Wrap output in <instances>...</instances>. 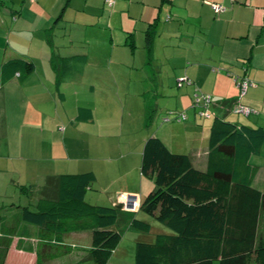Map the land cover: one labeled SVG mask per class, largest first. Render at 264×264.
Here are the masks:
<instances>
[{"label": "crops", "instance_id": "obj_1", "mask_svg": "<svg viewBox=\"0 0 264 264\" xmlns=\"http://www.w3.org/2000/svg\"><path fill=\"white\" fill-rule=\"evenodd\" d=\"M6 2L0 0V44L7 36L11 48L0 50V68L5 60L23 58L34 64L35 71L0 88V184L8 186L9 178L19 183L25 180L19 186L31 182L39 190L47 177L92 173L96 178L93 188L105 197V202L100 199L95 205L129 212L123 210L119 198L135 196L139 208L133 213L149 223L151 230L142 234L126 227L115 253L128 234L152 243L156 235L169 233L140 211L154 189V183L141 174L147 139H161L172 153L188 155L196 170H206L212 118H201L191 109L195 94L210 96L211 110L224 121L264 128V0H111V5L106 0H9L10 8ZM129 2L142 4L148 15L144 8L133 14ZM211 4H219L225 11L215 13ZM107 6L120 18L114 29L133 31L136 40L140 39L141 52L133 57L130 73L124 71L129 66L122 62L112 65V60L92 66L95 73L87 70L92 51L88 28L102 38ZM75 27L83 30L81 35L73 32ZM148 32H153L150 55L145 48ZM61 35L68 43L59 41ZM12 37L20 40L18 50L11 45ZM159 66L165 69H153ZM156 74L175 83L169 80L168 86H144L155 82ZM132 80L136 103L130 112L125 115L126 104L123 110L121 105L107 109L106 101L113 100L108 84ZM238 82L251 85L242 98L237 96ZM74 95L82 97L81 105L72 99ZM162 96L175 98L172 111L184 112L188 120L176 126L161 122L146 129L149 99ZM223 101L230 104L220 111L218 104ZM237 102L253 112L244 115L246 118L235 115ZM261 170L258 167L254 181ZM10 227L18 230L4 264H36L38 250L45 257L43 264L89 260L90 230L64 235L62 245L71 251L57 256L53 242L38 239L36 227L18 223ZM3 228L0 238L8 234V228ZM73 255L75 262L60 261ZM128 258L133 259L128 264H134V247Z\"/></svg>", "mask_w": 264, "mask_h": 264}, {"label": "trees", "instance_id": "obj_2", "mask_svg": "<svg viewBox=\"0 0 264 264\" xmlns=\"http://www.w3.org/2000/svg\"><path fill=\"white\" fill-rule=\"evenodd\" d=\"M152 38L153 32L146 33L149 55ZM34 71L29 60H5L0 68V88L15 77L22 81ZM201 95H194L190 107L201 118H206L204 112L212 118L205 171L196 170L188 155L172 153L157 137L144 144L141 174L154 183V189L140 211L171 234H158L152 243L137 242L134 264H264V193L253 187L258 167L249 162L264 143V128L224 121L211 110L212 100L206 107L195 103V96ZM229 104L220 102L218 109L224 111ZM235 106L244 107L239 102ZM154 117L155 112L148 110L146 129ZM167 117L182 123L188 120L184 112L170 111ZM95 181L92 173H84L47 177L39 190L22 187V192L36 193L38 201L33 210L18 207L16 223L36 227L38 239L53 242L57 256L71 251L62 245L64 235L90 230L88 259L93 264H108L126 227L148 234L151 226L133 212L86 203ZM3 221L0 214V225ZM16 230L8 227L7 236L0 238V264L6 261ZM17 247L21 248L20 242ZM35 254L36 264H43L42 252Z\"/></svg>", "mask_w": 264, "mask_h": 264}, {"label": "rangeland", "instance_id": "obj_3", "mask_svg": "<svg viewBox=\"0 0 264 264\" xmlns=\"http://www.w3.org/2000/svg\"><path fill=\"white\" fill-rule=\"evenodd\" d=\"M8 1L9 0H7L5 5L8 8H10L11 5L8 4ZM21 1L22 0H20V2ZM206 3H209V2H206ZM17 5H18L17 7H19L21 3L18 2ZM127 5L130 6V8L135 9V11H133V14L138 12L139 9L144 8L145 16L148 15L146 8L142 4H138L135 2L133 3L129 2L127 3ZM108 6L106 7L107 10H106L104 19L102 21L103 24H101L102 27H105V30H101L100 32L103 35V36L102 35L100 36L102 38L99 39L97 35L93 34V31H91V29L88 28L89 34L87 36L88 37L87 41L90 40V46H91L92 51L90 55L88 56L90 67L87 70H90L92 73H95L96 70L92 68V66H97L104 61L109 62L110 60H112L113 61L112 65L122 62V64L129 66L130 68L124 67L125 68L124 71H127L130 73V71L133 70V67H132L133 57L137 55L139 52H141V49L138 46V44L140 43V39L138 38V41L136 40L138 36L133 31H123L122 33H120L114 29L116 28L115 25L118 23L120 18L117 13L110 11V8H108ZM122 15L127 16V13H124ZM9 27H11V25ZM74 31L76 35L79 36L81 35L83 30L77 29L75 27V29H73V32ZM110 31H112V33H110ZM62 36L63 35L60 36L59 41L61 42L64 41L68 43V40L67 39L63 40L64 37ZM110 37H113V42L110 41ZM19 42L20 40L16 37L11 38V45L17 50L19 47H21L19 46L20 44ZM6 46L8 49L11 48L8 44L7 36H4V44H0V50H2V53L6 49ZM111 69L114 70V68H111ZM153 69L155 71H162V69H165V68L163 66H159L158 68L153 67ZM164 76L165 75H163L162 77H159L158 74H156L155 82L154 81L146 82L144 86L148 88H151L153 85H155L156 87H161V86H168L169 80H172V82H174L173 79H169L167 78V76L165 77ZM160 80H162V82ZM177 85L179 86V84ZM108 87L110 89V96L112 97L113 100L106 101L107 109H112L113 108L112 105H115L118 107L121 105V109L123 110L124 108H122V105L126 104V109H125L126 111L124 113L125 115H127L130 112L132 104L136 103V98L134 97L136 94L134 93V89L136 88L133 87V80L132 82L130 81L127 83L118 81L115 84V82H111L108 84ZM174 88L176 89V85L174 86ZM237 96L242 98V95L239 92ZM76 97L77 96L74 95L72 99ZM166 97L167 96H162L160 98L149 99V102L152 103L149 107V110H153L155 112V117L152 122L153 124H151L152 128H156L157 126H159V124H161V122H163L164 125L166 126L167 125L176 126L177 124L182 123V122L174 121L173 117H167L168 113L174 110L175 98L173 97L166 98ZM80 98L82 97L79 96L76 99H78V102L81 105L82 100H79ZM74 101H77V100H74ZM157 101H159V103L156 104ZM92 103H94L93 100L90 101V104ZM242 117L246 118L244 115H242ZM165 119L168 120V122L164 121ZM172 122H176V123H172ZM145 132H147V130ZM250 163L262 169L259 175L256 177L253 187L264 193V143L262 144L259 150V153L251 156ZM23 181L25 180H22L21 183H19L18 179L11 180L9 178L8 186H5V184L3 185L0 184V187H1L0 190L3 189L2 194H0V214L2 215L4 219L3 223L0 225L1 229L3 227L5 229L7 225L11 226L12 224L16 223L15 214L17 213L18 207H28L30 210H33L37 203L38 197L36 196V193L22 192L21 190L22 187L30 188L31 186H33L31 185L32 184L31 182H26L30 185H26V186L24 185L22 187L19 186V184L21 185ZM32 182H35V180H32ZM35 185L37 186L40 184H35ZM97 193H98V190L95 187L92 190L88 191L85 202L90 205L101 203L99 202L100 199L103 202H105V199H104L105 197L102 196V193L100 194H97ZM99 205L103 206V204H99ZM157 226H163V225L158 223ZM163 228H165V230L169 232L167 235L171 234V231L169 229H167L166 227H163ZM131 234H135V233H131ZM131 234L124 236L123 243L119 247L117 253H115V251L113 252L112 258H110L108 264H128V262L133 260V259L128 258V256L130 254L131 255L133 254V247H134V252H135L136 243L139 241L135 240L134 236ZM121 254H124V258L121 257ZM75 260H76V256L73 255V256H69L68 259L60 260V261H64L65 263L66 262L71 263L73 261L75 262ZM80 264H93V263L90 260L88 261L82 260Z\"/></svg>", "mask_w": 264, "mask_h": 264}, {"label": "built area", "instance_id": "obj_4", "mask_svg": "<svg viewBox=\"0 0 264 264\" xmlns=\"http://www.w3.org/2000/svg\"><path fill=\"white\" fill-rule=\"evenodd\" d=\"M106 2L108 4L111 5V0H106ZM211 9L213 12L215 13H220V12H224L225 8L219 4H211ZM251 85L248 82H238L237 83V87L240 90V94L243 96L247 89L250 87ZM195 103L198 105H203L204 107L208 106L211 103V98L210 96H195ZM253 111L245 108V107H241V106H237L235 109V113H239V114H243L245 116H248L250 113H252ZM203 116H205L206 118H209V113L208 112H204L201 113ZM183 119L185 118L184 115ZM168 121V120H165ZM135 196L132 195H121L119 198V203L123 205V210L125 211H129V212H136L139 208L138 202L137 200L134 198Z\"/></svg>", "mask_w": 264, "mask_h": 264}]
</instances>
